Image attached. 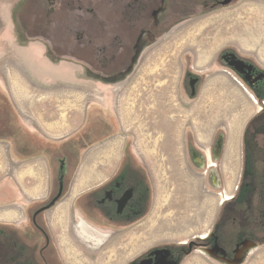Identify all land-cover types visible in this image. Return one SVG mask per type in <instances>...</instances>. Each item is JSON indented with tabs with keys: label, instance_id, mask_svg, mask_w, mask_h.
<instances>
[{
	"label": "crops",
	"instance_id": "crops-1",
	"mask_svg": "<svg viewBox=\"0 0 264 264\" xmlns=\"http://www.w3.org/2000/svg\"><path fill=\"white\" fill-rule=\"evenodd\" d=\"M263 9L264 0L247 5L245 10L242 9L243 12L238 6L234 7L233 14L239 26L237 29H240L235 33L242 32L240 36L223 29L210 33L209 37L215 40V45L218 39L228 42L227 44H236L244 55L252 56L255 61L249 60L264 72V49L259 48L263 40L258 38L255 39L256 43L241 42L255 35L250 33L249 27L245 31L240 25L241 22L263 24ZM222 12L223 10L215 13V18L218 19L217 14L221 16ZM19 34L0 31V105L8 108L11 118V131L0 135V224L25 223L28 212L48 200L59 182L61 185L70 158L75 169L71 173L67 171V192L51 210L52 230L73 228L76 225L73 221L70 220V225H64L63 222H68L67 218L74 216L76 211L80 215L99 217L98 208L88 203L90 195L95 191L99 192L121 170L126 181H130L132 171L139 166L151 186L152 174L143 161L126 162L130 138L137 135V131H145L144 135L149 131H160L161 135L166 134L163 131H185L186 110L192 115L190 119H203L199 118L202 115L200 104L197 107L194 99L191 100L193 102L185 103L184 93L182 95L184 91L181 90L184 65L172 62L175 55L173 53L165 54L163 50L146 47L140 50L136 48L130 66L105 76L82 63L58 58L45 42L37 41L32 42L31 46H24V43H20L21 40L24 41V37ZM255 44L256 48L253 47ZM220 47L212 54L214 63L216 55L222 50V46ZM152 51L155 53H149ZM210 60L211 55L203 62L209 64ZM197 65L199 62L195 63V69ZM236 74L227 72L225 76L229 80L224 76L208 79L204 89L210 90L212 87L213 91L210 92H220L219 87L226 86L223 83L234 85L233 80L237 77L243 80ZM193 90L195 93L196 89ZM205 92L204 94L209 93ZM230 95L224 93L218 96L230 97L228 100L232 97L231 103L241 105L239 107L245 114L239 117L244 118L235 121L233 131H237L241 123L244 124L245 131L249 121L264 110V100L263 106H260L255 98L256 94H252L258 105L255 107L246 94L243 97L233 89ZM210 98L209 105L204 110L206 123L199 124L197 128L192 127L193 131H203L202 134L196 132L195 136L208 150L215 137V133H208L214 131L212 128L216 129L215 112L225 113L222 105L215 106L217 103H224V100ZM173 104H177L175 112ZM186 104L190 105L186 107ZM171 114L175 116L172 117ZM169 120H174L175 124L170 126ZM243 131L232 141L237 146L239 155ZM80 140L85 146H81ZM174 140L178 148L181 145L186 147L184 134L181 137L176 134ZM57 154L60 157L55 163ZM126 163L128 168L124 169ZM239 166L241 170V164ZM157 206L153 203L151 193L146 215L152 214ZM63 217H66L65 221ZM78 218L91 223L86 217ZM205 234H198V238H209L212 229ZM253 257L260 264L259 261L264 259V243L248 245L240 255L229 260L218 256L215 258L223 264H244L252 262Z\"/></svg>",
	"mask_w": 264,
	"mask_h": 264
},
{
	"label": "rangeland",
	"instance_id": "rangeland-1",
	"mask_svg": "<svg viewBox=\"0 0 264 264\" xmlns=\"http://www.w3.org/2000/svg\"><path fill=\"white\" fill-rule=\"evenodd\" d=\"M40 1H42V5H44L46 0ZM64 1L65 0L46 1L47 5L55 4V8L50 7L49 11H55L53 17L57 22H54L53 26L58 30V35L60 37L65 38L69 36L71 29L66 30L68 28L66 24L69 20L72 26H76L75 28H78L81 24L83 26L89 25L99 30L101 27L99 23L100 19L109 15L113 18L112 22L114 27L107 26L105 28L106 30H101L105 32L103 37L106 38V44L112 43L113 35L118 33L117 31L115 32V30L118 29L117 27L115 28L118 16L121 17V15L124 14L121 8L118 7L119 10L116 8L120 6V3H118L117 6H115L116 4L112 6L105 4L104 7L97 8L93 16H88L86 14L88 8H80V6H78L79 1L70 0V3L66 6H62ZM94 1L95 0H93V2ZM97 1L99 2L100 0ZM156 1V8L151 10V16L147 20V26L137 41L136 48H138V50L143 47L153 48V50L160 49L163 50L165 54H175L172 62L178 64L183 63L184 65L182 81L185 77L189 78L190 81L192 78L197 77V79H199L202 77L201 83L199 84L198 96L193 101L196 102L195 105L197 107L200 104L202 115L199 118L203 119H190L192 115L186 110L184 113L185 131H163L162 133H166L164 135H161L160 131H149L147 135H144L145 131H137V135L130 138L126 157L130 156L131 160L137 163L143 161L149 167V171L152 174V182L150 183L152 186L151 193L153 195V203L158 206L154 208L152 214L145 215L126 227L119 228V231L106 229V222L100 220L97 215H80V213L76 211L74 216L67 218L68 222H63L64 225H70L71 221H73L74 224H76L75 227H65V229H56L55 231V236L57 235L55 237L56 240L63 242L61 247L64 252L68 254H63L66 264H127L137 255L155 247L171 246L180 248L194 239L204 241L202 240L203 238H198V234L203 235L212 229L214 219L219 215L223 207V202L226 200V196L232 197L240 186L239 178L241 170L239 166V150L232 141H235L240 135V132L243 131L244 124L241 123L237 131H233V124L236 120L244 118L239 116L244 115L245 111L239 107L241 106L240 104H233L230 102L232 101V97L231 100H228L230 97L227 98L218 95H223L224 93L230 95L234 89L240 92L243 97H245L244 94L248 95L255 107H258L255 98H257L260 106H263L260 100L261 97L256 96L254 98L253 95L255 96V94L252 89L249 86L246 87L244 83H247L239 77L235 79L232 78L235 82L234 85L229 83V81V84L223 83L226 86L219 87L221 93L219 91L210 92L213 91L212 87L208 90V88L204 89V85L207 83L208 79H215L220 76L226 77L225 74H227V72L229 74L232 72L235 73L225 61H222V54L226 51L236 52L243 58L255 61L252 56L244 55L239 46L234 43L227 44L228 42L218 39L215 45V40L211 39L209 34L226 29L229 32H234L235 36L239 37V34L242 32L235 33L239 32L240 29H237L239 26L233 14V8L238 6L239 10L243 12L247 5L257 2L258 0H234L227 6L221 5L219 3L221 0ZM34 2V0H0V31L20 33V37H24V41L21 40L20 43H24V46H31L32 42L37 43V41H42L34 38L33 36L35 35H28L29 28L27 29L26 22L22 24V18L20 19V13L22 11L26 13V20H28L29 17L33 21L38 19V15L36 16V14L32 12V4L34 5ZM143 2L145 1L143 0ZM259 4L261 3L259 2ZM91 6L92 5H87V7ZM38 8L40 7H35L34 10L37 11ZM222 10L221 16L217 14L218 19L215 18V13ZM226 10L227 12H225ZM225 14L226 17L224 18ZM243 16H245V14H243ZM83 17L85 18L83 19ZM58 20L60 23H58ZM81 21H85V24L84 22L81 23ZM240 25L243 30H249L250 33L255 35L241 42L247 43L250 41L256 43L255 39L261 38L263 41L262 44L259 45V48L264 49V23L241 22ZM248 27L249 29L247 30ZM75 28L74 34L75 30H77ZM177 33L179 34L176 35ZM180 34L184 36L183 39ZM101 36L100 34L96 44L98 40L100 41ZM92 37L96 39L98 34ZM68 39L69 38L66 39L67 44H76L73 40ZM221 42H224L223 45H220ZM220 46H222V50L216 55V63H214L212 54L218 51L221 48ZM253 47L256 48V44L253 45ZM149 53L153 54L155 52L152 51ZM210 55V63L213 64H204L203 61L208 59ZM90 58L94 60L96 54L95 57ZM196 62H199V65H197L198 67L195 69L194 65ZM187 69H190L191 73H188ZM226 79L229 80L227 77ZM238 79L239 81H237ZM182 84L181 82V88ZM196 87L197 85L194 88L196 89ZM191 90L194 94L193 87H191ZM205 91L209 93L207 94ZM204 92L206 94H204ZM183 93L184 92H182V95ZM209 97H216L215 99L217 100H224V103H217L215 106L220 107L222 105L223 111L225 112L223 114L218 113V111L215 112L216 129L212 128L214 131H208L209 135L215 133V142L212 144V146L214 145L213 151L211 150L212 147L208 150V148H204L203 144L199 143L196 138H194L196 132L202 134L201 132L203 131H193L194 127L197 128L199 124L206 123L204 119L206 118L204 110L209 105ZM183 98L185 103L193 102L186 93H184ZM211 104L214 106V103L211 102ZM176 105L177 104H173L174 112ZM188 105L190 104H186V107ZM212 115L214 116V112H212ZM171 116L173 117L175 114H171ZM263 122L264 115L260 116L248 131H264V124L260 126ZM169 123L170 126H172V124H175V121L169 120ZM105 130L108 132L107 127ZM176 134H178L179 137H181L182 134L186 136V147H182V145H179L181 148L177 147L178 144H176L174 140ZM222 134L225 135L224 141L222 140ZM133 143L135 144L134 146ZM222 145L223 147H221ZM217 149H219V157L213 156V153L215 155ZM194 152L206 158V168H201L195 162ZM249 167L255 168L253 165ZM216 177L221 183V188H217L215 185ZM254 186L251 180L247 185L243 183L238 200V203L242 207L251 203L252 208L250 216L248 217L252 219L257 218L258 211L261 207V197L259 194H255ZM80 216L82 218H88L91 222L89 224L95 229H89L82 225L78 227L79 224H82V221L78 218ZM59 218L62 219L61 216H59ZM65 219L66 217H63V221H65ZM25 223H27V221ZM238 224L242 225V237L249 236L257 240L262 238L259 231L253 230L248 226L247 218L240 216ZM230 226H233V222L231 219V210L228 209L225 219L217 226L216 233L221 235L225 231L228 232ZM79 233L83 235L85 239L81 237ZM73 238L76 240V243L80 245L79 250L83 251L86 255H80L79 252L76 251L77 253L70 256L68 247ZM106 240L116 242L112 244L110 242L108 243ZM207 244L208 242L202 246L195 247L192 253L182 258L180 264H223L215 258L218 254L213 257L211 256L212 254L202 249L209 248ZM256 244L259 245V242H256ZM251 260L252 262H246L244 264H257L256 261L258 259L256 257H253ZM259 262L260 264H264V259H261Z\"/></svg>",
	"mask_w": 264,
	"mask_h": 264
},
{
	"label": "flooded vegetation",
	"instance_id": "flooded-vegetation-1",
	"mask_svg": "<svg viewBox=\"0 0 264 264\" xmlns=\"http://www.w3.org/2000/svg\"><path fill=\"white\" fill-rule=\"evenodd\" d=\"M221 58L247 83L256 96L261 97L264 94V76L261 78L264 72L258 69L251 60L243 58L233 51H226L222 54ZM237 60H242L247 65L253 66V69L250 71L248 67L238 68V65L231 64ZM195 78L197 79V77ZM195 78H192L191 81L188 78L190 89L192 85L198 86L199 84L201 78L198 77L199 79L197 80ZM262 115H264V110L249 121L245 131L242 133L241 154L239 155L241 164L240 186L232 197L226 196V200L222 205L223 207L213 224L212 235L209 238L205 237L202 239L207 241V245H209V248L202 249L212 255L218 254L222 259L229 260L231 258L227 257H237L248 245L256 244V242H259V244L264 243V131H248ZM263 124L264 122L260 126H263ZM222 137L224 141L225 135L222 134ZM194 138H196L195 135ZM214 140L215 137L210 145L212 151ZM218 150H216L215 155L212 152L213 156H220ZM194 156L195 162L201 168L207 167L204 156L196 152H194ZM251 165L255 166V168L249 167ZM136 171L140 178L138 177V180L135 182L126 181L124 174H121L108 184L103 185L96 195H90L91 199L87 198L90 205L98 208L100 213L99 218L106 222V229L108 230L119 231V228L128 226L125 223L132 221L137 216L148 213L151 187L144 186V182L147 183V179L139 166H137ZM250 180L255 185V194H259L261 197V207L256 219L248 217L252 208L251 203L244 207L238 203L243 183L247 185ZM215 185L217 188L222 187L217 177L215 178ZM143 186L145 187L146 194H148L146 197L143 195ZM47 201L41 202L28 212L27 223L0 224V264H66L63 254H68L61 247L63 242L56 240L55 237L57 235L55 236V231L51 227V210L54 206L51 205L52 202L50 204L46 203ZM228 209L231 210L233 226H230L228 232L225 231L219 235L216 233L217 226L225 219ZM240 216L248 219L249 227L260 232L261 239L257 240L249 236H241L242 225L238 224ZM81 221L82 224H79L78 227L82 225L83 227L94 229L84 220L81 219ZM123 224L126 226H122ZM81 237L84 238L83 235ZM106 241L112 244L116 242L111 240ZM79 247L80 245L73 238L68 247L70 256L77 252L80 255L84 254L83 251L79 250ZM157 250L159 251L157 254H152ZM184 252V247H155L137 255L127 264H142L143 262L145 264H180Z\"/></svg>",
	"mask_w": 264,
	"mask_h": 264
},
{
	"label": "trees",
	"instance_id": "trees-1",
	"mask_svg": "<svg viewBox=\"0 0 264 264\" xmlns=\"http://www.w3.org/2000/svg\"><path fill=\"white\" fill-rule=\"evenodd\" d=\"M34 1H35L34 5L32 4V12L35 13L36 16L38 15L37 20L33 21L31 20L30 17L28 20H26L25 19L26 13H24V11L20 13V19L22 18L21 19L22 24L26 22L27 25L26 27L27 29L29 28L28 29L29 33L27 34L30 36L35 35L33 36L34 38L44 41L48 45L50 50L54 52L58 57L73 60L78 63H82L105 76H110L115 72L123 70L131 65L133 61V57L135 56L137 41L141 33L144 31V29L147 26V20L151 16V10L155 9L157 4L156 0H144L145 2H143V0H100L99 2L97 0H95L94 2L93 0H77L79 1L78 6H80V8H84V9L88 8L87 9L88 11L86 10V14L88 16L89 15L93 16V14L96 13L97 8H102V6L104 7L105 4L110 6L116 4L115 6H117V4L120 3V6H117L116 8L118 9L119 7L122 9V11H124V14H122L124 16V19L122 15L121 17L118 16L117 24L115 25V28L116 27L118 28L117 30H115V32L117 31L118 33L116 35H113L114 37L112 38L113 39L112 43L106 44V38L103 37V34L105 32H102V30H106L105 28L107 26L114 27V24L112 22L113 18L111 16L108 15L105 18L102 17V19L104 20L100 19L99 23L101 27L99 30L98 29L96 30L94 29V27H91L89 25L83 26L81 24L80 26H78V28H75L76 26L75 27L72 26L69 20L67 21L66 24V26L68 27L66 30L71 29L69 36L62 38L58 35V30L56 29V27L53 26L54 22H57V20L53 17L55 11L54 12L53 10L49 11L50 7L55 8V4L47 5L46 2L47 0L45 1L46 5L45 4L42 5V1L40 0H34ZM68 3H70V0L68 1L65 0L62 6H66ZM87 5H92V6L87 7ZM38 6L40 8H38L37 11L34 10L35 7ZM84 18L85 17H83V19ZM83 22L85 24V21H81V23ZM58 23H60V21ZM74 28L77 29L75 30V34H74ZM97 34L98 37L96 39L92 37ZM100 34L102 36L100 37V41L98 40L96 44V41L97 39H99ZM67 38H69L68 40L70 39L73 40L76 44L73 45L69 43L67 44L66 41ZM95 54H96V58H94V60H91L90 57H95ZM187 72L191 73V70L187 69ZM201 80L202 79H200L199 84L201 83ZM182 83H183L182 89L184 93H186L189 96L190 100L195 99L199 93V84L196 87L195 93L193 94L188 85L187 77L183 79ZM260 100L261 101L264 100V94L261 96ZM9 124H11V118L8 113V108L5 107L4 105H0V135L5 134L8 131H11ZM80 144L81 146H85L84 143H81V140H80ZM59 157L60 155L57 154L55 158V163L57 162ZM126 159H127L126 162L131 160L130 156H127ZM126 164L124 166V169L128 168V164L127 165ZM67 168H68L67 171L69 170L70 173L75 169L74 162L73 160H71V158L70 161L67 163ZM67 171H65L64 179H63L64 191L62 197L66 194L68 189L69 178ZM122 172L123 171L121 170L118 176H120ZM138 177L139 174L135 169L134 171H132L130 181L135 182L136 180H138ZM144 186L151 187L148 181L147 183L144 182ZM144 186L142 188V191H143V195H145L146 197L148 194H146ZM59 188H60V182L57 185V189L52 193V195L50 196V198L46 203L50 204L55 199V197L58 195ZM96 192L97 191L93 192L91 195H96L97 194ZM149 197L150 200L151 192ZM143 216L145 215L137 216L132 221L125 224L129 225ZM125 224H123L122 226H126ZM206 242L207 241L194 239L190 243L184 244L183 246L185 252L183 257L192 253L195 247L202 246Z\"/></svg>",
	"mask_w": 264,
	"mask_h": 264
},
{
	"label": "water",
	"instance_id": "water-1",
	"mask_svg": "<svg viewBox=\"0 0 264 264\" xmlns=\"http://www.w3.org/2000/svg\"><path fill=\"white\" fill-rule=\"evenodd\" d=\"M234 0H221L219 1V3L223 6H227L229 4H231ZM231 64H235V65H238V68H245V67H248L249 70L251 71L253 69V66H249L247 65L244 61L242 60H237L236 62L234 63H231ZM264 76V73L262 74L261 78H263ZM63 191H64V184H63V181H61V185H60V189H59V192H58V195L55 197V199L52 201L51 205L54 206L58 201H60V199L62 198V195H63ZM159 251H155L153 252L152 254H157ZM142 264H145V262H143Z\"/></svg>",
	"mask_w": 264,
	"mask_h": 264
},
{
	"label": "bare ground",
	"instance_id": "bare-ground-1",
	"mask_svg": "<svg viewBox=\"0 0 264 264\" xmlns=\"http://www.w3.org/2000/svg\"><path fill=\"white\" fill-rule=\"evenodd\" d=\"M205 167V166H204ZM204 167H202V168H204ZM218 188H221V187H218Z\"/></svg>",
	"mask_w": 264,
	"mask_h": 264
}]
</instances>
